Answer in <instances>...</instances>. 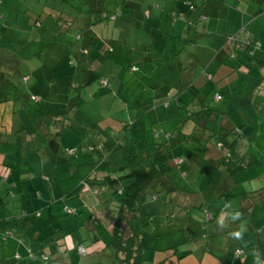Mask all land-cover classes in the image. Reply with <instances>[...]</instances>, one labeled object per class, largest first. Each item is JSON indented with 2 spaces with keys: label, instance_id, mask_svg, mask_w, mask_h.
<instances>
[{
  "label": "crops",
  "instance_id": "obj_1",
  "mask_svg": "<svg viewBox=\"0 0 264 264\" xmlns=\"http://www.w3.org/2000/svg\"><path fill=\"white\" fill-rule=\"evenodd\" d=\"M106 2L111 6H115L110 13L111 16L107 13L108 6ZM259 3L264 5V0H91V4L95 5L94 8L96 10H102V8L106 7L107 14L102 12L93 19L88 16V12L86 14H71L72 10L70 13L69 10L60 13L55 11L51 19H56L57 16L54 14H59L58 24L61 29L53 26L51 30L52 40H45L44 33L40 30L41 28L35 32L39 36L38 38L37 36L35 37L37 39L34 40L36 45L28 51L29 55L27 57L30 58L33 55L41 57L39 62L34 63L32 60L35 66L34 69H41V72L35 75L25 73L26 84L21 82L22 85L18 86L13 81L12 76L14 75V69L20 70L22 68L23 62L17 64L12 62L13 73L8 75L9 79H5L7 76H4V73L2 77L6 80L5 82L8 86L15 87L13 91L19 98L24 96L29 98V94L39 95V93L51 97L52 95L55 96V93L56 95L59 94V90L55 88V91L53 90L54 94H51V82H46L49 84L47 87L43 84L42 87H39L37 84H40L39 80L42 78H39V76H44V69L64 67L67 62L65 60L66 56L72 57L70 61L72 59L78 64L84 63L83 65L87 69L89 67L91 69L96 68L101 69L102 72L109 70L113 74L114 69L116 72L117 65L122 62L129 50H136L138 52L136 56L141 61V59H150L148 56L149 47H157L162 54L168 50V53L175 55L173 58L175 65H170L171 74L169 78H177L181 79V81L175 80L174 82L168 81V84L163 83V88H160V90L155 88L154 92H151L154 96L162 95V98L166 99L168 96L172 97L178 94L179 85L195 84L203 86L205 83L214 89V92L229 93L230 97L233 98L247 95L254 83L257 82H255L257 79H248V86L242 87L246 85L243 82L241 86L242 80H240L242 70L244 73L246 72L243 60L229 59L220 50L225 44L226 36L236 33L244 26L254 33L264 48V28L254 25L255 23L253 22L257 16L264 15V9L262 10L261 7L258 8L257 6ZM202 14L205 15L206 19L200 23L199 16ZM62 15L65 16L62 18ZM113 15H116V17L113 18ZM72 27L74 31L71 30ZM3 29L5 30L6 28ZM79 29H81V33L77 32ZM29 30L31 33V29L21 31L23 37L29 34ZM78 35H80L79 39H77ZM84 37L85 44L82 46L80 43ZM156 38H159L158 42H156ZM72 42H75L73 46ZM16 43L18 44V41L8 42L7 46L3 45L1 49L13 52L17 47L14 45ZM20 46H22L19 49L21 51L24 49V44ZM133 65L138 67L134 72L147 71L149 68L153 69L151 65H147L143 69L139 62L135 61L130 66ZM117 69L120 71L118 72L120 73L118 76H120L123 68L121 70ZM0 70H5L1 63ZM22 71L24 72V70ZM203 72H208V75L205 76ZM47 73L45 72L46 76ZM252 73L257 76V72ZM101 75L102 79L110 81L106 73H101ZM74 77L76 78L73 81L77 82V73ZM79 77L81 78V76ZM145 77L147 78V76ZM10 78L12 81H10ZM215 78L224 81V84H214ZM2 81L0 75V84ZM158 84L155 83L156 86ZM59 85L60 87L62 86V84ZM115 85H117V89L121 88L126 93L123 88L124 77L121 79L117 78ZM62 87H65V94L62 95L61 106L56 109L48 108L44 115L58 112L66 105V102L70 104L72 99L78 96V91L75 89L77 87L69 91L66 89L65 84ZM237 87H242V91H239L240 89H237ZM73 93L76 95H73ZM253 94L254 100H264V89L260 87L253 88L251 96ZM103 95L106 94H94V91H92L90 97L99 100ZM184 95H186V99H190V95L186 93ZM131 96L132 94L127 98L139 100L137 97ZM113 99L121 101L120 108L125 109L122 93L120 97L113 93ZM37 103V107H39L41 102ZM63 103L65 104L63 105ZM21 108L24 109V106ZM14 109L15 106L13 104L11 107L7 108L5 106L2 108L4 113L8 111V116L12 118L11 121H13ZM257 109L261 111V115L264 117V105L258 104ZM140 110L133 108L136 117L140 114ZM131 111L129 109V113ZM74 113L76 115V112ZM8 116L6 120L1 119L2 122H0V142L2 143H8L9 136H14L17 130L11 124ZM84 118H88L87 115ZM85 119H82V121ZM91 125H85L86 133H88ZM67 131L70 130H62L60 133L59 139L62 144L63 134ZM41 139L45 142L43 145L46 146H38L35 144V140L32 142L29 140L28 154H24L27 158L26 164L34 165L35 163L37 169L42 172L40 173L41 176L37 175L35 172L37 169L33 168L31 169L30 178L27 179L25 177L23 179L26 180H22L20 175L26 171H22V164L21 166L19 165L18 171L13 175L14 178L12 180L10 179L12 169H10L9 176L6 174L0 175V180L4 181L3 183L0 182V189L7 187V198L13 196L12 209L4 206V210H2L4 213H0V264H44L42 258L44 254H50V261L54 264H121L114 249L107 244L115 232V207H117L108 189L103 187L94 189L83 184V173L80 163L75 164L71 160L66 163L62 158L64 154L51 153L45 137H41ZM109 144L111 145L112 143L109 141L105 142L103 150H107L105 148H108ZM42 150H44L43 153ZM97 158L98 156H92L87 162L85 161L84 167L87 169L86 173L84 171L85 174L90 173L99 176L105 174V170L102 171L100 166L97 169L91 167V163L96 162ZM1 162L5 164V160H1ZM88 163H90V166ZM215 164H218V161L212 162V165ZM45 169L52 173L56 172L58 177L56 179L53 178L49 173L44 172ZM183 174L186 175V173ZM243 180L250 181L251 179L248 176H244ZM252 180L253 187L250 190L236 191L235 194L226 192L230 190V186L234 184V181L223 179L221 182L223 185H221V189H223L219 193L214 192L211 196L200 191L197 199L192 201L188 194L176 195V197H182L180 202L186 207L184 211L190 208V212L183 218L186 225H188L187 219L189 216H193L195 206L203 209L206 213V222L201 224V227L205 230L203 242L206 243L203 254L207 251H212L210 245L216 242V238L226 237L227 235L232 236L235 231H239L244 234L247 244L252 248L249 254H247L245 249L246 256L243 260L246 262L262 261L264 263V218H261L262 215L264 216V183L261 177H252ZM36 181L41 186L45 185L44 191L37 190L32 192V185ZM61 188L62 192H59ZM256 189L257 191H255ZM223 192L224 196H222ZM226 194L228 196H225ZM152 196H150L149 202L154 203ZM221 196L230 199L229 202L231 201L233 206L232 210L239 212L244 209L240 219L244 218L246 221H232L239 217L233 213H228L224 216L223 211L228 210L229 207L222 206L221 209L223 211L220 209L218 202H220ZM82 197L84 199H81ZM237 197H240V200ZM212 202L213 204H211ZM56 207L64 212L60 217H57L54 213V208ZM257 207L261 208V216H258L255 212ZM68 208L72 209V211L68 212ZM60 211L57 210L56 212L58 216ZM13 215L22 216L25 219L27 228L23 233L5 229V218ZM45 217L47 222L44 220ZM143 218L148 219L146 217ZM239 224H243V226H239ZM164 226V223L160 222L151 224L150 228L156 231V229H162ZM191 226H194L193 221ZM32 230V240L34 241L29 242L31 239L29 234ZM64 233L70 234L71 237L64 235ZM160 235L159 238L154 235L150 238L149 247L154 243V248L152 251L153 256L148 254L149 249L145 252L147 264H167V257L160 250L155 249L157 246L158 248H163L159 245ZM232 238L235 237L233 236ZM166 242L164 247H168V240ZM78 245H83L86 248V255H81L78 252Z\"/></svg>",
  "mask_w": 264,
  "mask_h": 264
},
{
  "label": "rangeland",
  "instance_id": "obj_2",
  "mask_svg": "<svg viewBox=\"0 0 264 264\" xmlns=\"http://www.w3.org/2000/svg\"><path fill=\"white\" fill-rule=\"evenodd\" d=\"M59 1L62 4L64 12H67L68 10L69 13L72 10L71 14H86L88 12V16H91L93 19L102 12H104L105 14L109 13L108 15L111 16L110 13L115 7L107 4L106 2L108 10L106 9V7L102 8V10H96L94 8L95 5L91 4V0ZM12 3L13 6H10V8L12 9H7L6 7L0 8V12L6 14L4 22L6 23V25H8V27L5 30L3 29V31L0 33V35H2V39L0 40V63L4 66L5 69L2 70L3 72L0 70V75L2 76L4 73V76H7L5 79H9L8 75H11L13 73L12 62H15L16 64L23 62V69H14V75L12 76L13 81L17 83L18 86H21V82L23 84H26V81L22 80V76L26 75L25 73L35 75L41 72V69L35 70V66L33 65L35 62H39L41 60V57L38 55H33L30 58L27 57L29 55L28 51L31 48L33 49V47H35L36 45L34 43V40H37L35 38L37 36V34L35 33L37 32V28L32 24L35 16H32V14H30V10H28L27 7L32 6L37 13H42L45 4L52 6L56 4V0H13ZM257 6L258 8L261 7L262 10L264 9L263 3H259V5ZM11 11L14 12V14L16 12L19 13L18 16L9 14V12ZM54 15L57 17L60 16L59 14ZM63 16L65 15H62V18ZM12 18L14 19L13 21L11 20ZM62 18L60 19V21L62 20ZM29 21L32 25L29 28L31 29V33L29 30V34L24 35L25 39L21 42V45L22 43L24 44V49L15 53L2 50L1 47L3 45L7 46V43L9 42L7 40V38L10 36L9 33L15 35L19 31H22L20 30V26L23 23H26L27 25ZM253 22L255 23L254 25L264 28V15L261 14L257 16V18L254 19ZM46 23L50 24L51 20L48 18ZM43 29H45L43 30L45 40H52V29L48 30L45 27ZM73 29L74 28L72 27L71 30ZM8 34L9 36L7 37ZM158 39L159 38H156V42H158ZM20 47L22 46L19 45V48ZM148 52V56L150 59H141L140 61L136 56V53L138 52L136 50H129V52L125 55L126 57H122V62L118 64L119 66L117 65L116 72L114 69L113 74L109 70H105L102 72V70L99 69L100 73L107 74V77L110 79L109 82L111 85V92L103 95V97L99 98V100L90 97L92 91L98 89V84L96 82H94V84H92L90 87L83 89L82 96L85 98V101L82 106H80L79 108H75L76 115L74 113H71L72 119H74L73 127H75L76 129L65 132L62 137L63 144L61 143V145L63 149H65V147L73 149L71 155L64 154V157H62L65 162L69 163V161L71 160V162H74L75 164L80 163L81 171L83 174H85L87 171V169L84 167L85 161L87 162V160L91 158L92 155L98 156L97 150L90 147L99 144V141H101L100 139H106L105 136H111V139H113L114 142L116 141L120 144H123V146H121L113 154H110L111 152H109L108 150H104V154L106 155V157H108L107 160H109L111 164L119 162H130L129 159L133 157L132 152H134L136 147H141L140 149H147V145L143 140H148L150 142L155 140L157 142H164L165 147H172L170 148V150L172 151L173 155L180 154L182 159L181 162L183 161L180 168L181 170L178 168V166H175L172 163V170L170 172L171 175L168 173V178L171 176V179L173 180L172 182L174 184L176 180V184L179 189H181L183 193L188 194L189 198H192V201L193 199H197V197L200 195V191H203V193L205 194L207 193L209 196L213 195L214 192L219 193L223 189H221V187L223 186L221 184L223 179L234 181V184L230 186V190L226 191L227 193L233 194H235L236 191L250 190L253 187L252 177H261V180L264 183V176L261 175L262 170L264 169V117H262L261 111H259L257 108H254L247 112L243 110L240 111L239 104L233 103L231 101L229 93H224V98L221 101L210 100L214 103H218L220 107H223V109L227 111L228 126L230 129L234 126L245 127L243 130L246 134L240 136L236 133L228 134L223 138V144L225 146H229L231 141H233L234 139H238L240 144L241 142L243 143L242 147L245 150L244 152L247 154H252L258 160L256 161V163L254 162L250 165V168L246 173L240 174V172H235L233 174H228V171H226V167H222L223 163L219 164V169H223L224 172H216V167H212V162L215 160L218 161V163L221 162L227 157V151L213 141H207L205 143L201 142V140L197 137L198 135L193 133V129L196 125L193 123L192 119H190L189 121L185 120L188 114L187 108H189L190 106L188 100H184L183 98H178V101L170 100L169 98H171V96H168V98L166 97V99H164L162 98V95L154 96V94H151V92H154L155 88L157 90L163 88V83L168 84V81L174 82L175 80L181 81V79L169 78V75L171 74L170 65H175V62H173V58L175 57V55L168 53V50L164 54H162V52L158 50L157 47H149ZM32 60L34 61V63H32ZM133 61L139 62L143 69L147 65H151L153 69L149 68L147 71L142 70L134 72L132 71L131 66H129ZM76 64L78 63L75 62L73 65L66 66V70H74ZM79 66L76 67L77 70L80 69ZM250 67L252 68V72H257L259 70L257 65H254V67ZM117 68H119V70L123 68V72L120 76H118V74H120L118 72L120 71H118ZM22 70H24V72ZM62 70L50 69V71L52 72L48 70L49 76H46V69H44V76H39V78L42 77L39 80L40 84H37L39 87H42V84L47 87L49 85L46 83L47 78L50 77V79L53 81L51 82V94H54L53 90L55 91V88L59 90V94L56 95L55 93V96L52 95L51 97L44 96L43 94L39 93L38 96H40L41 99L39 101L41 102L39 107H37V102L25 100V97H17L15 95V92L13 91L15 89L14 86L6 85L4 90H0V122H2L1 119L6 120L8 116V111L4 113L2 108L5 106H7V108L11 107V105L13 104L15 106L13 121H11V117L8 116V118L10 119L11 124L15 127V129H17L14 133V136H9L8 143L0 142V175L6 174L9 176L10 169H12L10 177V179L12 180L14 178L13 175H15L18 171L17 169L19 168V165L21 166L22 164V171H26L23 172L20 177L22 178V180H26L23 178H30L32 173L31 169H37L35 163L34 165L26 164L27 158L26 156H24V154H28L27 148L30 144L29 138L33 135V132L37 131L35 125L40 120H42L44 116H46L44 115V113L47 111V109H56L61 106V100H63L62 95L65 94V87L63 88L59 85L62 84L59 82H62V80L64 79V77H60L61 75H59V73L60 71L66 73L65 70ZM251 74L254 75L253 73ZM145 76H147V78ZM122 77H124L123 88L126 92L122 95L124 97L123 103L125 109L120 108V104H122L121 101L113 99V93L117 94L120 90L119 88H116L117 85H115V81L117 78L121 79ZM244 77L246 81L245 79H243ZM251 78L256 77H249L248 73L246 74L242 70V77L240 78V80H242L241 86L243 82H245L244 84L246 85H243L242 87L248 86V79ZM71 79L72 78H70V80ZM78 79H80L79 76ZM236 80L238 81L237 77ZM5 81L3 82L5 83ZM10 81H12L11 78ZM213 82L214 84H224V81L219 80L218 78H215ZM155 83L159 84L156 86ZM242 87H237V89H240L239 91H242ZM213 91L214 90L210 92L212 93L211 96L213 95ZM120 93L121 92L117 94L119 95V97L121 96ZM130 94H132V96L134 97H137L139 100H132L130 98H127L128 96L130 97ZM73 95L76 94L73 93ZM213 97L214 96H212V98ZM255 101L260 105H264V100L261 101L260 99H258ZM22 106H24V109L21 108ZM133 108L141 109L138 117L134 115ZM129 109L132 110L130 113ZM145 109L149 110L144 113ZM9 113H11V111H9ZM86 115L88 118L85 119L84 116ZM82 119L85 120L82 121ZM132 120L136 121V123H134L133 125L130 124L126 129H124V125L128 121L131 122ZM89 124L92 125L89 126L90 128L88 133L82 134L83 129L86 128L85 125ZM79 130H81V133H79ZM171 133H174L175 135H171ZM112 134L114 136H112ZM34 139L36 145L46 146L43 145L45 142L42 141L39 135H36ZM43 151L44 150H42V153ZM143 152H139L140 154L137 155L138 160L140 161L141 157L145 156L143 155ZM146 158L147 157H145L144 159ZM144 159L142 161L143 163L145 162ZM1 160H5V164H3ZM102 161L103 159L100 158L99 160L98 157L96 162L91 163V167L93 169H97ZM158 162L160 163L161 159H158ZM111 164L110 166L113 167V165ZM38 171L39 169L35 171L36 174L41 176L40 173L42 172ZM182 171L183 173L186 172V176H181ZM44 172L49 173L55 179L56 177H58V174L56 172L52 173L47 169H45ZM244 176L250 177L251 180H243ZM254 182H256V180H254ZM45 188V185L41 186L39 185L38 181H36L34 182V185H32L31 190L32 192H36L37 190L44 191ZM0 190L4 193V188H1ZM59 192H62V188L59 190ZM222 196H224V192ZM222 196L220 202H218V206H220V209L222 206H225L226 208L229 207L226 211H223V209H221L224 212V216H226L228 213H233L234 215L238 213L239 215L237 216H239V220L236 218L232 221H246L244 218L240 219V217L243 215L242 213L244 212V209L239 212L232 210L233 206L231 201L229 202L230 199L228 197ZM225 196L228 195L226 194ZM12 198L13 196L7 198V195L5 194V207L12 209ZM178 198L179 201L180 199L182 200L181 196H178ZM237 198L238 200H240V197ZM81 199L84 198L82 197ZM211 204H213V202ZM2 210H4L3 207L0 208V213H4V211ZM57 210L60 211L58 207L54 208V213L57 217H60L64 212L63 210H61L58 216L56 213ZM255 212L258 216H261L262 214L260 207H257L255 209ZM205 215L206 213L203 209L195 206V208L193 209V216L195 219L193 221L194 231L191 232L187 230V227L182 231L171 232H168V230L167 232H164L162 228V235H160L161 239L159 241V245H161V247L163 248H158L157 246L155 249L160 250L162 254L167 257V264H264L262 263V261L246 262L245 260H243L246 256L245 253L237 257V247H244L247 254L251 253L252 251V248L247 244L248 242L246 241V237L243 233H241V236L239 238H232L233 235H227L226 237L222 236L218 239L216 238V242H213V245H210L212 251L205 252V254L207 253V255L203 254L206 243L203 242L205 230L201 227V224H204L206 222ZM261 218H264V216L262 215ZM44 220L47 222L46 217L44 218ZM243 224H239V226H243ZM64 235L70 236V234L66 233H64ZM29 236L31 238L29 242H33V230L30 231ZM166 240H168V247H164L165 243H167ZM153 248L154 243L151 244L148 251V254L151 256H153Z\"/></svg>",
  "mask_w": 264,
  "mask_h": 264
},
{
  "label": "trees",
  "instance_id": "obj_3",
  "mask_svg": "<svg viewBox=\"0 0 264 264\" xmlns=\"http://www.w3.org/2000/svg\"><path fill=\"white\" fill-rule=\"evenodd\" d=\"M12 2L13 0H0V8L6 7L7 9H9L10 6H13ZM27 9L30 10V14H32V16H35L32 24L37 28V30L41 28L40 30L43 31L45 30L43 29L44 27L50 30L53 29V26H55L57 29H61L58 24L59 18L57 17L54 20L51 19L55 11H58L59 13L64 11L59 0H56V4L52 6L45 4L42 13H37L32 6L27 7ZM9 14L18 16L19 13L16 12L14 14V12L11 11L9 12ZM5 16L6 14L0 12V19L2 24H0V33L3 31V28L8 27V25H6V23L4 22ZM201 16L205 17V15L203 14ZM201 16H199L200 23L201 21L206 19V17L204 19H201ZM112 17L115 18L116 15H113ZM48 18L51 20L50 24L46 23ZM11 20L13 21L14 19L12 18ZM31 26L32 25L30 21L27 23V25L26 23H23L20 26V30H28ZM80 31L81 29L77 30L78 33H81ZM9 34L7 35V37L9 36L7 38L9 43L18 41V44H14L17 47L16 49H14L13 53L20 51V48L18 46L21 45V42L25 39V36L23 37L21 31H19L15 35H13L12 33ZM0 38H2V35H0ZM79 38L80 35H78L77 39ZM73 40L75 41L74 38ZM73 44H75V42H72V46ZM84 44L85 37L81 40L80 45L83 46ZM220 52H224L229 59H242L243 64H245L246 66L245 73H248L249 77H256L257 79L255 80V82H257L254 83L252 89L257 87L264 89V48L261 46L254 33L249 28L244 26L236 33L227 35L225 44ZM70 58L72 57L66 56L65 60L67 61V64L65 63L64 67H60L65 70L66 73L60 71L59 75H61L60 77L65 78L61 83L62 86H64V84L66 85V89L68 91L73 90L74 87H77L75 89L78 91V96L72 99L70 104L66 102V105L62 107L64 109L61 108V110H59L58 112L49 113L44 116V118L35 125L37 131L33 132V135L31 136V138H29V140L32 142L35 140L34 138L36 137V135L45 137L50 152L57 155H71L73 152V149L69 147H65V149H63L59 138L62 130L76 129L75 127H73L74 119H72L71 113H74L75 108H79L80 106H82L85 101V98L81 96V90L90 87L92 84H94V82H96L98 84V89L94 91V94H108L109 92H111V85L109 80L102 79V75L99 69H91L90 67L89 69H87L86 66L80 63L76 64L74 70H66V66L73 65L76 62L74 60L72 61V59L70 61ZM254 65H257L259 69L257 71V76L254 73V75L251 74L252 68L250 66L254 67ZM77 66L80 67L79 70L76 69ZM60 68L56 67L54 69L62 70ZM46 72H48V69L46 70ZM76 73L78 76H81L80 79H77V83L76 81H73V79L76 78L74 77ZM203 73L205 76L208 75V72ZM47 75L49 76V73H47ZM1 78L3 81H5L4 77L1 76ZM70 78L72 79L70 80ZM26 79L27 78L25 77V75L22 76V80L26 81ZM243 79H245V77ZM3 81L0 84V90H4L7 85L6 82L4 83ZM47 82H52L50 77L47 78ZM178 87V94L172 96L169 99L178 101V98H183L184 100H188V98H185L186 95L184 94L186 93L190 95V99L188 100L190 106L189 108H187L188 114L185 120L189 121L190 119H192L193 123L196 125L193 129V133L198 135L197 137L201 140V142L205 143L207 141H213L227 151V157L218 164L213 165L212 167H216V172H224L223 169H219V164L223 163L222 167H226V171H228V174H233L235 172H240V174L246 173L250 168V165L258 161L257 158L252 154L245 153V150L242 147L243 143L241 142L240 144L238 139H234L233 141H231L229 146H225L223 144V138L228 134L236 133L239 136L246 134L243 130L245 127L234 126L230 129L228 126L227 111L224 110L223 107H220L218 103L210 101H221L224 98V94H222L220 91H213L212 96L214 97L212 98V93L210 92L214 89H212L206 83L203 86L188 84L185 86L179 85ZM252 89H250L247 95L235 98L231 97V101L233 103L239 104L240 111L243 110L247 112L249 110L257 108L258 103H256V101L253 99L254 94L251 96ZM119 92H121L123 95L124 90L120 88ZM217 93L220 94L219 98L216 97ZM29 99L32 102H39L40 96L36 94H29V98L25 97V100ZM64 104L65 103H63V105ZM148 110L149 109H145L144 113H146V111ZM128 122L124 125V129H126L130 124L133 125L134 123H136V121H131L129 123ZM86 130L87 129L84 128L82 134L86 133ZM80 131L81 130H79V133H81ZM171 135L175 134L171 133ZM112 136L114 135L112 134ZM105 137L106 139H100L101 141H99V144L90 147L97 150L99 160L101 157L103 158V161L100 164V168L102 171L105 170V174H103V176L90 173L83 174L82 183L94 189L100 187L107 188L112 198L114 199V202H116V228L112 238L107 244L114 249L117 258L121 261V264H147L145 252L150 248V238H152L153 235L159 238V235L162 233L161 228L156 229V231L152 230V228H150L151 224L160 222L164 223V232H167V230L168 232L182 231L186 227L190 232L194 231L193 227L191 226V222L195 220L194 216H189V218L187 219L188 225H186L183 220L184 216L190 212V208L184 211L186 207L179 201V198L176 197V195L183 194V191H181V189H179V187L177 186L176 180L174 184L172 182L173 180L171 179V176L168 178L169 174L171 175L170 172L172 170V163L173 165L178 166V168L180 169L183 161L181 162L182 159L180 154L173 155L172 151L170 150V148L172 147H165L164 142H157L155 140L150 142L148 140H143L147 145V149H140L141 147H136L134 152H132L133 157L129 159L130 162H119L111 164L109 160H107L108 157H106V155L104 154L103 148L105 146V142L109 141L112 143L111 145L109 144L110 146L108 145V148H105L109 152H111L110 154L115 153L121 146H123V144H120L116 141L114 142V140L111 139V136ZM139 152H143V155H145L141 157V161L138 160L137 157V155L140 154ZM145 157L147 158L144 159ZM143 159L145 160L144 163L142 162ZM158 159H161L160 163L158 162ZM110 164L113 165V167H111ZM88 165L90 166V163H88ZM262 174L264 175V169L262 171ZM181 176H186L183 174V171ZM0 182L3 183L4 181L1 179ZM3 188H5L4 193L0 190V207H4L6 203L4 199L8 188ZM255 191H257V189ZM150 196H152V198L154 199V203L149 202ZM143 217H146L148 219H145ZM149 218L151 219L149 220ZM4 224L6 230L14 231L17 233H23L27 228L26 221L22 216L13 215L5 218ZM86 254L87 251L84 255ZM49 255L50 254H48L49 263L54 264L50 261L51 259ZM43 261L45 264V260Z\"/></svg>",
  "mask_w": 264,
  "mask_h": 264
},
{
  "label": "built area",
  "instance_id": "obj_4",
  "mask_svg": "<svg viewBox=\"0 0 264 264\" xmlns=\"http://www.w3.org/2000/svg\"><path fill=\"white\" fill-rule=\"evenodd\" d=\"M205 17L204 16H201V19H204ZM132 69L133 70H136L137 69V67L136 66H132ZM216 97L217 98H219L220 97V94L219 93H217L216 94ZM68 212H71L72 210L71 209H68L67 210ZM78 251H79V253L80 254H82V255H84L85 253H86V250H85V248L83 247V246H78ZM245 253V250H244V248H237V250H236V255H237V257H239L240 255H242V254H244ZM42 258H43V260H45V264H50L49 263V259H48V255L47 254H44L43 256H42Z\"/></svg>",
  "mask_w": 264,
  "mask_h": 264
},
{
  "label": "clouds",
  "instance_id": "obj_5",
  "mask_svg": "<svg viewBox=\"0 0 264 264\" xmlns=\"http://www.w3.org/2000/svg\"><path fill=\"white\" fill-rule=\"evenodd\" d=\"M237 215H239V214L237 213ZM233 236L236 237V238H239L241 236V233L239 231H235L233 233Z\"/></svg>",
  "mask_w": 264,
  "mask_h": 264
}]
</instances>
